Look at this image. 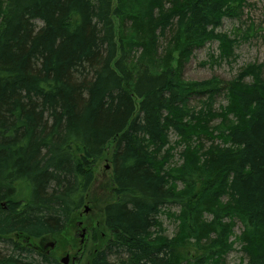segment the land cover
<instances>
[{
	"label": "trees",
	"instance_id": "1",
	"mask_svg": "<svg viewBox=\"0 0 264 264\" xmlns=\"http://www.w3.org/2000/svg\"><path fill=\"white\" fill-rule=\"evenodd\" d=\"M249 1L0 0V264H62L104 160L78 264H264V65L184 78Z\"/></svg>",
	"mask_w": 264,
	"mask_h": 264
},
{
	"label": "rangeland",
	"instance_id": "2",
	"mask_svg": "<svg viewBox=\"0 0 264 264\" xmlns=\"http://www.w3.org/2000/svg\"><path fill=\"white\" fill-rule=\"evenodd\" d=\"M249 7L246 8L245 14L241 20L235 19H225L223 26L218 30L219 33L229 34L230 38L235 39L236 37L240 39L241 44L235 49V61H220L219 57V43L213 42L208 43L202 48H198L193 51V56L190 62L186 65V69L184 72V78L188 82H202L203 80H209L214 77H218L224 82L230 81L237 77L238 73L241 69L248 67L249 65H264V0H250ZM251 24L254 25L251 28ZM215 56L214 59L212 57ZM264 75V73H263ZM248 83L252 81L251 78L246 79ZM213 111H220L222 107H227L228 100L224 95H217L213 99ZM209 107L212 105L211 103H206ZM192 108L195 107L196 111L201 109L200 101L198 99L193 98L191 102ZM171 140L174 142L176 137L171 136ZM176 162L180 161L178 157H176ZM108 161L104 160L102 164L98 167L96 172V179L92 184V188L90 189L87 195V207L89 208V212L86 210L82 211L81 219L76 223L77 228L73 227L71 234L76 236L79 241V245H69V264H78L81 262L82 258L85 257L83 255V247H85L84 242L81 243L80 236H77V231L82 230L84 227L83 221H92L96 219H102L103 216V207L107 202L113 200L111 195V170L108 169ZM177 212L178 208L172 209V212ZM161 221L164 223V229L166 232L164 233L169 238L174 237L177 229L176 223L166 218L164 215L160 216ZM88 230L86 228L87 233ZM241 232L240 229H237L236 233L239 235ZM88 234V233H87ZM85 241V240H84ZM39 244V242H37ZM49 241H44V246L49 247L50 251L55 250V244L53 246L49 245ZM82 246V247H81ZM42 247V249L46 248ZM83 249V250H81ZM81 250V252H80ZM83 252V253H82ZM76 254V255H74ZM64 255L57 256L60 257V261ZM242 254L240 253L239 245H236V249L234 252L230 253L226 258L227 264H240V259ZM112 262V260H111Z\"/></svg>",
	"mask_w": 264,
	"mask_h": 264
},
{
	"label": "water",
	"instance_id": "3",
	"mask_svg": "<svg viewBox=\"0 0 264 264\" xmlns=\"http://www.w3.org/2000/svg\"><path fill=\"white\" fill-rule=\"evenodd\" d=\"M107 168H109V166H107ZM85 210H86L87 213L90 211L88 207H86ZM84 236H85V235H83V237H84ZM52 246H53V245H52ZM69 261H70V257L65 256L64 258H62L61 263H62V264H69Z\"/></svg>",
	"mask_w": 264,
	"mask_h": 264
},
{
	"label": "flooded vegetation",
	"instance_id": "4",
	"mask_svg": "<svg viewBox=\"0 0 264 264\" xmlns=\"http://www.w3.org/2000/svg\"><path fill=\"white\" fill-rule=\"evenodd\" d=\"M85 232L86 230L85 229H82V230H78L76 233H77V236H80V238L82 239L81 241H83V235H85ZM87 234V233H86ZM69 256V255H68Z\"/></svg>",
	"mask_w": 264,
	"mask_h": 264
}]
</instances>
